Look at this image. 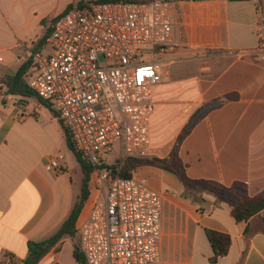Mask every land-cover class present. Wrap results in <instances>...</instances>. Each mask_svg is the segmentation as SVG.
<instances>
[{
	"label": "crops",
	"instance_id": "obj_1",
	"mask_svg": "<svg viewBox=\"0 0 264 264\" xmlns=\"http://www.w3.org/2000/svg\"><path fill=\"white\" fill-rule=\"evenodd\" d=\"M89 1L0 0V263L13 258L24 264L29 243L55 236L79 201L84 173L75 154L64 153L65 144L70 150L68 129L29 88L32 69L22 80L16 76L46 35L44 21ZM173 37L176 45L157 58L149 158L169 157L192 125L178 153L187 178L225 188L243 183L251 196L261 193L264 55L258 48L264 40V0L178 1ZM47 47L46 42L39 52ZM59 157L60 170H53L50 162ZM139 171L163 193L162 264H264V210L238 223L230 205L191 191L176 173L151 165ZM99 187L93 172L75 236H64L39 264H80L77 226ZM207 231L231 237L226 256L216 258Z\"/></svg>",
	"mask_w": 264,
	"mask_h": 264
},
{
	"label": "built area",
	"instance_id": "obj_2",
	"mask_svg": "<svg viewBox=\"0 0 264 264\" xmlns=\"http://www.w3.org/2000/svg\"><path fill=\"white\" fill-rule=\"evenodd\" d=\"M177 2L75 6L52 24V54L30 55L29 88L57 113L100 184L77 226L86 264H162L163 193L108 166L152 156L157 58L176 45ZM258 51L264 55V40ZM59 159L50 168L60 170Z\"/></svg>",
	"mask_w": 264,
	"mask_h": 264
},
{
	"label": "trees",
	"instance_id": "obj_3",
	"mask_svg": "<svg viewBox=\"0 0 264 264\" xmlns=\"http://www.w3.org/2000/svg\"><path fill=\"white\" fill-rule=\"evenodd\" d=\"M154 0H93L89 2H80L78 4L70 5L66 11L60 16L68 13L75 6L84 7L88 4H98V3H115V2H135L144 3ZM170 1V0H166ZM175 1H203V0H175ZM229 1H244V0H229ZM59 16V17H60ZM57 18L49 21H44V24L49 23L54 24ZM52 28H49L46 35L32 48V52L36 53L41 50V48L46 44L48 35L51 33ZM33 63V58L30 57L28 60L20 67L17 73V79L22 80L27 76L28 70L31 68ZM192 125H188L182 134L179 136L172 153L165 160L157 158L148 159H135L129 158L122 161H117L115 164L108 166L113 173L117 174L121 178H131L134 177L139 169L145 165H151L160 169H167L178 175L181 182L185 187L191 191H200L202 193H208L215 197L217 202H224L231 206L232 215L238 223L248 222L252 217L256 216L264 210V191L261 193L251 196L247 185L243 183H234L231 188H225L217 182L214 181H203L195 182L187 178L185 172L182 170V163L178 159L179 150L188 136L190 128ZM67 144L70 150L75 154L78 162L80 163L84 178L82 182V191L79 197L78 203L75 205L72 214L69 219L64 223L61 230L52 238L39 242L29 243V254L24 264H39L40 261L53 249V247L66 235L75 236V224L78 217L90 196V179L93 174L95 167L87 162L83 156L76 150L71 136L67 130L66 132ZM208 239L214 249L216 258L226 256L231 248L232 240L231 237L224 233H219L215 231H207ZM75 257L80 264H86L85 258L81 253L79 244L75 248Z\"/></svg>",
	"mask_w": 264,
	"mask_h": 264
},
{
	"label": "rangeland",
	"instance_id": "obj_4",
	"mask_svg": "<svg viewBox=\"0 0 264 264\" xmlns=\"http://www.w3.org/2000/svg\"><path fill=\"white\" fill-rule=\"evenodd\" d=\"M49 22H51V20L49 21ZM51 25H52V23H49V28H51ZM48 28V29H49ZM52 47L51 46H48L42 53L44 54V55H46V56H48V55H51L52 54ZM64 153H65V155L67 154L68 155V153L69 154H72L71 153V150H69L68 149V147H67V145L65 144V146H64ZM73 156V155H72ZM113 164V163H112ZM115 164V163H114ZM82 177V176H81ZM135 177H137V178H139V179H147L148 180V183H149V187H151L152 188V186H154V180H153V178L152 177H150V176H148L146 173H143L142 171H139L138 170V174L135 176ZM75 180H76V186H77V190H78V188L79 187H81V185H80V181H79V177L78 176H76L75 175Z\"/></svg>",
	"mask_w": 264,
	"mask_h": 264
}]
</instances>
